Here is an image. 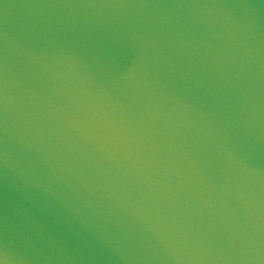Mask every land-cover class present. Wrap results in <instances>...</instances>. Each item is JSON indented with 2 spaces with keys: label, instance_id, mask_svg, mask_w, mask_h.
<instances>
[{
  "label": "water",
  "instance_id": "95a60500",
  "mask_svg": "<svg viewBox=\"0 0 264 264\" xmlns=\"http://www.w3.org/2000/svg\"><path fill=\"white\" fill-rule=\"evenodd\" d=\"M0 264H264V0H0Z\"/></svg>",
  "mask_w": 264,
  "mask_h": 264
}]
</instances>
